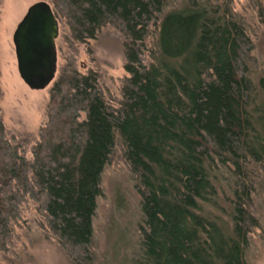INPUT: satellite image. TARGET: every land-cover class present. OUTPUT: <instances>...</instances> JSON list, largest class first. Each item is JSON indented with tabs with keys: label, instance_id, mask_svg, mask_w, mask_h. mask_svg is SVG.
Returning <instances> with one entry per match:
<instances>
[{
	"label": "trees",
	"instance_id": "trees-1",
	"mask_svg": "<svg viewBox=\"0 0 264 264\" xmlns=\"http://www.w3.org/2000/svg\"><path fill=\"white\" fill-rule=\"evenodd\" d=\"M74 43L111 25L126 74L62 68L29 147L0 110V259L34 204L71 264H94L100 180L117 146L142 216L128 264H247L264 198V73L231 0H50ZM264 19V0H251Z\"/></svg>",
	"mask_w": 264,
	"mask_h": 264
},
{
	"label": "rangeland",
	"instance_id": "rangeland-1",
	"mask_svg": "<svg viewBox=\"0 0 264 264\" xmlns=\"http://www.w3.org/2000/svg\"><path fill=\"white\" fill-rule=\"evenodd\" d=\"M233 11L245 22L253 44L252 56L257 69L264 73V19L259 18L251 0H231ZM50 0H0V110L8 136L22 145L37 140L38 130L45 122V109L50 84L46 89L30 90L19 78L16 68L12 34L29 6ZM57 69L73 68L81 74L96 71L109 99L120 97L126 77L122 37L108 25L94 40L74 43L68 38L65 25L59 27L55 42ZM101 195L93 219L94 264H128L136 251L141 213L134 179L117 146L100 180ZM259 225L250 234L247 264H264V198L255 203ZM0 264H71L57 240L44 227L33 203L24 205L21 218L13 225L12 244L2 254Z\"/></svg>",
	"mask_w": 264,
	"mask_h": 264
},
{
	"label": "water",
	"instance_id": "water-1",
	"mask_svg": "<svg viewBox=\"0 0 264 264\" xmlns=\"http://www.w3.org/2000/svg\"><path fill=\"white\" fill-rule=\"evenodd\" d=\"M58 35V21L46 2L29 6L17 24L12 34L16 68L30 90H44L54 82Z\"/></svg>",
	"mask_w": 264,
	"mask_h": 264
}]
</instances>
